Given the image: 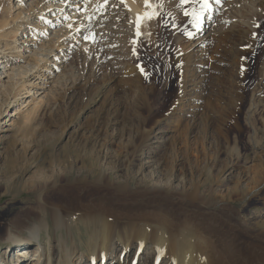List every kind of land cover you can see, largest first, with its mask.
I'll return each mask as SVG.
<instances>
[{
	"label": "rangeland",
	"instance_id": "1",
	"mask_svg": "<svg viewBox=\"0 0 264 264\" xmlns=\"http://www.w3.org/2000/svg\"><path fill=\"white\" fill-rule=\"evenodd\" d=\"M77 1L79 5L86 4V8L80 7L78 12L86 9V12H90L93 9L92 0H72L66 5L67 10L74 11ZM221 1L219 9L224 8V11L216 12V18L205 27L204 33H198L194 25L184 29L183 33H176L169 29L163 18L158 20L161 26L159 28L163 32L159 33L158 43L145 46L142 51L145 54H152L151 50L156 51L161 60L147 61L148 55L146 58L141 55L143 58L139 60L143 71L148 67L158 74L149 107L146 105V92L151 89L152 82H146L143 90L139 92V83L136 85V78H132L135 73H138L136 76L139 78L141 70L138 64H134L138 69L134 68L131 74H122L123 59L116 56L105 59L99 40L86 39L92 37L87 29L78 34L77 40H66L76 49L70 47L66 51L61 50L68 46L62 41L61 44L65 43L67 46L55 49L53 55L46 58V64L41 65L44 69L41 77L45 79L38 82L39 86L46 89L37 91L38 94L53 93L57 99L52 100L46 107L44 105L36 116L29 119L27 125L21 123V117L10 131H7L8 127L4 124L8 119L2 121V117L0 118V169L3 167L5 151L7 154L11 151L13 157H17L14 162V170L17 171L14 173V183L10 180L6 186L0 177V256L7 264H19L15 263L14 252L23 244L22 247L28 255H25L26 261L22 264H34L40 258L37 264H41L44 260H50L56 249L71 245L86 256L89 246L84 242L81 226L71 225L68 233L65 229L56 230L51 227V221L47 217L45 222L28 218L37 217L34 201L41 194L49 195L48 199L54 204H64L60 201H64L63 196L66 195L58 191L53 193L57 189L55 186L60 182L67 186L76 185L73 183L75 179L87 178L91 180L89 184L96 185L98 179L106 174L115 184L120 186L127 182L130 189H134L138 194L142 192L140 196L136 195L139 198H142L143 190L147 187L155 190V193H165L169 189L171 192L178 191L180 187L189 191L198 185L200 194H205L206 200L211 202L208 208H211L212 213L208 210L210 215L216 214L215 217L219 219L217 214L221 208L229 207L231 210L228 216L231 217V226H235L231 237L235 241L233 244L241 245L238 248L239 252L243 253L238 258L239 263L245 261L243 264H263L259 259L264 253L256 252L260 249L257 248L258 245H264V192L254 195L248 193L247 185L251 180L247 169L256 164L258 156L264 157V20L257 24L258 30L262 31V41L251 50L240 46L241 41L233 38V34L236 23L250 18V12L256 11L258 2L262 3L264 8V0ZM237 2L245 4L240 7L242 11L236 14V19L222 22L223 18L228 16L225 11L229 6L226 9L225 7ZM49 3L56 2L0 0V17L4 18L8 25L1 42H6L9 48L19 47V42L24 39L31 42L30 47L26 48L27 51L21 47L22 55L18 56L10 51L0 54L11 55L10 57H15L16 60L23 59L19 62L17 60V66H24L28 59L33 60L24 57L34 55L33 51H40V45L49 43L46 46H52L55 41L53 32L62 30L69 33L68 28L74 23L67 27L68 20L56 23L49 18L51 13L48 10L41 16L37 14V10L35 17L39 16L41 19L30 21L32 25L22 23L23 27L19 30H23L26 37L23 38L19 31L18 37L12 36V32L20 24L13 23L18 11L30 13L36 7L44 5L46 8ZM194 5L197 8L200 5L199 0L192 3V6ZM46 16L55 26L50 23L44 25ZM28 26L32 30L29 35L26 29ZM44 28L45 33L41 34L40 29ZM164 28L171 34V39L166 35ZM186 33H191V37ZM256 38L257 36L254 39ZM168 39L174 43L179 39L180 43V48L173 55V61L185 59L188 63L198 62L192 65L194 75L187 76L188 82L186 81L181 89L182 97L179 95L184 106H178L177 111L172 114H169L168 110L176 99V87L173 80L167 83L163 78L168 68L162 61L163 47L169 44ZM15 40L16 44L13 42ZM75 42L77 43L74 44ZM23 46L26 47L25 44ZM239 46L245 49V65L237 70L234 55ZM2 66L0 60V67ZM240 71L243 72L242 76L238 75ZM1 73L3 72L0 69ZM4 81L5 79L2 83ZM97 95L98 98L95 97ZM252 103L255 104L254 108L251 107ZM140 124L142 130H138ZM146 133L149 134L146 144L139 146L136 137ZM183 136H186L185 141L189 149L180 147V139ZM65 154L77 155L79 158L69 157L64 162L59 160ZM67 164L70 167L69 175L61 176L62 168L67 167ZM42 173L46 174V179L53 176L44 186H41L38 180ZM31 183L34 184L32 188L37 186L36 190L30 189ZM8 186L11 191L6 192ZM235 188L239 191H234ZM85 189L78 188L75 191L85 197ZM219 193H227L231 198L222 200ZM112 195L114 196L113 193ZM59 199L61 200L57 201ZM28 211L30 214L27 218ZM40 222L44 226L49 225L46 230H42L39 243L44 254L50 256L42 254L40 257L41 249L36 242L29 237L24 238L27 237L29 227L39 226ZM228 226L230 225H224L223 229L231 228ZM11 235L20 239L19 242L7 240ZM119 250V247L114 249L116 256ZM143 251L139 264H152L150 251ZM134 255L132 248L127 253L124 264L133 261ZM83 262L88 264L86 259Z\"/></svg>",
	"mask_w": 264,
	"mask_h": 264
},
{
	"label": "bare ground",
	"instance_id": "2",
	"mask_svg": "<svg viewBox=\"0 0 264 264\" xmlns=\"http://www.w3.org/2000/svg\"><path fill=\"white\" fill-rule=\"evenodd\" d=\"M52 1L56 3H49L46 8H44L42 4L43 6L36 7L30 13H24L22 10L18 11L13 23L20 24L14 29L12 36L18 37L20 33L23 38L26 37L23 30L19 31L23 27L22 23L32 25L30 21L34 19L40 20L41 18L39 16H41L45 10L51 13L49 18L56 23L63 22L66 19L69 21L66 24L67 27H69L70 24H76L68 28L69 33H64L62 30H60L62 33H57V31L53 32L52 36H55V41L52 42V46L48 48L46 44L49 43L40 45L39 48L41 52L33 51L34 55L24 57V59L29 57L31 59L33 58V62L28 59L29 61L27 60L28 62L26 61L24 66H17V60L19 62L23 61V59L16 60L15 57H10L11 55L6 56L5 53L0 54V60L3 64V66L0 67L3 72L0 74V84H5L4 86H0V118L2 117V121L3 119L5 120V118L8 119L4 121V124L8 127L7 131L15 127V123L21 117V123L27 125L29 119L36 116V113L41 111L44 105V107H46L52 100L57 99L53 93L43 94L41 92L38 94L37 90L46 89L43 88V86H39L40 83H38L40 79H45V77H41L43 76L42 72L44 70L41 65L46 64V58L52 56L53 51L61 46L68 45L66 48L63 47L61 49L65 51L70 47L76 49L71 43L66 42L68 38H70L69 40L75 41L81 31L86 29L87 31L89 30L92 37L99 40V46L104 50L105 59L113 56H116L118 59H123L124 62L121 64L122 70H120L122 74L126 73L129 75L134 68L138 69L134 64H138L139 66V60L143 58L141 55H143L144 58L149 56L147 61L151 59L152 61L159 62L161 60L160 57H157L159 55L156 51L151 50L150 53L152 52V54H145V52H143L145 46L149 47L150 44H157L159 33H163L161 31L162 29L159 28L161 27L160 24H158L159 19L163 18L171 31L183 33L184 29H187L190 25H194L193 18L191 16H185L184 11L188 10L191 12L194 9L197 13H200L201 16L199 27H196V31L198 33H204L205 27L216 18V12L224 11V8L223 10L222 8L219 9L222 4L221 0H208V7L206 9L202 8L200 5L196 8L195 5L192 6V3L178 7L180 0H150V3L153 5V7L150 8L145 6L144 0H124L123 3H121V0H107V3H105V0H92L93 9L90 12L89 10L86 12L87 9L78 12L80 7L83 9L86 8V4L81 3V5H79V1L75 3L74 11L67 10L66 6L69 5L72 0ZM241 6H245V4H238L237 2L227 5L225 9L228 8L225 14L228 16L223 18L222 22L233 20V18L236 19V14L242 11L240 9ZM37 10L39 16L35 17V11ZM153 11H155L157 15L152 19H142L139 27L140 35H137V16L145 12ZM52 14L57 15V17ZM250 14V18L242 19L240 23H236L235 32L233 34V38H237L238 42L241 41L240 46L244 47L246 50L253 49L256 44L258 45L262 41V31L260 32L258 30L259 26H257L259 21L264 20V8L262 3L258 2L256 11L250 12ZM49 18H43L44 25L45 23H52ZM82 22L85 23L82 24ZM10 23H12V21H10ZM51 25L55 26V23ZM7 26L5 19L0 17V45L2 44L0 52L10 51L16 53L18 56L22 55L20 51L29 48L31 42L24 39L19 42V47L12 46L9 48L6 42H1L5 36L4 32L5 29L8 28ZM26 29L28 30L27 35H29L32 30L29 29V26ZM45 30V28L40 29L42 32L41 34L45 33ZM164 31L167 32L165 28ZM70 32H72L71 35ZM166 35L171 39V34L169 32H167ZM255 36H257V41L254 39ZM35 38H37V36H35ZM170 39H168L169 44H167L165 48L163 47L164 59L162 61L168 68L167 74H165L163 78L169 83L173 80L176 87V99L170 104L168 110V113L172 114L177 111L178 106L183 105V100L179 97L182 93L181 89L185 82H188L187 76L191 77L194 75V68L191 69V67L198 62L194 64L188 63V61L183 58L181 59L184 61H179L180 59L173 61V55L175 51L180 48V43L179 39L175 43ZM62 41H65L67 45L65 43L61 44ZM13 42L16 44V40ZM76 43L77 42L74 44ZM24 44L26 47L23 46ZM240 46L234 55L235 67L237 70H240L242 66L245 65V62L243 63V51L245 49ZM139 67L140 70L143 69L141 66ZM139 74V78L137 77L138 73H135V76L132 77L136 78V85L139 83L137 89L139 92L143 90V85L146 82H152V86H150L151 89L149 92H146V100L148 102L146 105L149 107L150 96H152L151 93L155 89L158 74L157 71L148 67L144 69L143 72H139ZM242 74V71L238 73L239 76H242ZM4 79L5 81L2 83ZM132 81L135 82L134 80ZM95 97L98 98V95ZM251 107L254 108L255 104L252 103ZM136 125L134 127L135 129ZM141 127L140 124V128L137 127L138 130H142ZM148 137L149 134L147 133L140 134L138 138L136 137V141L140 144L139 146L146 144ZM185 140L186 136L180 139V147L189 149ZM5 153L6 155L3 159L5 164L3 163V167L0 169V177L7 186L10 180L12 181L15 178L14 173L17 171L16 169L14 170V162L17 157L14 158L13 152L11 151L8 154L6 151ZM69 157L79 158L77 155L65 154L61 156L59 160L62 159L61 161L64 162L67 161L66 159H69ZM258 157L256 164L247 169L251 180L247 188L248 193L252 195L257 192H264V187H262L264 185V157ZM69 168L68 164L67 167H63L61 176L69 175ZM45 175V173H42L39 175L41 177L38 176L41 186L49 183L48 181L51 180V178L53 179V176L46 179ZM11 183H14V180ZM73 183L76 185L67 186L62 185L63 183L60 182L58 186H55L57 189L53 191V193L58 191L66 195L63 196L64 201H60L61 199L57 200L65 205L63 204L60 206L59 204H54L52 200L50 201L48 199L49 195L46 193L41 194L38 199H34V205L37 210L35 214L37 217L28 218L30 211H28L26 216L29 220L36 219L37 222H39V220L45 222L47 217L51 221V227L56 230L65 229L68 233L71 225L75 227L81 226V231H83L82 237L86 246H89L87 255L83 256L80 254L78 252L79 250L73 245L69 247L64 246L61 249H56V253L52 254L53 257H51L50 260H44L41 264H83L84 259L87 260L88 264H124L125 257L132 248L135 251L134 260L128 264H139L140 259H142L141 255L144 252L143 250L146 249L150 251L149 254L153 258L152 264H240L238 258H240L243 253L239 252L241 245L239 246L238 243V245L233 244L235 241L234 238L231 237L233 231H235V226H231V217H229L230 213H228L231 212V210L229 207L221 208L217 214L219 215V219L215 217L216 214L210 215L211 208H208L211 202L206 200L205 194H200L198 185L194 186V188L189 191L180 187L178 191L171 188L172 191L175 192H171L169 189L165 193H155V190L148 189L147 187V189L143 190L144 197L142 196V198H139L136 195L140 196L142 192L138 194L134 189H130V185L127 182H123L120 186L117 183L115 184L107 174L101 176L96 185L89 184L91 180L87 178L75 179ZM32 185L34 184H30V189L36 190L37 186L32 188ZM78 188L79 190L86 188L85 190L87 193L85 197L75 191ZM10 189V186H8L6 192ZM233 190L239 191L238 188ZM112 193L114 196H111ZM219 195V198L222 200L226 197L228 199L231 198L227 193H219ZM208 210L210 211L209 213ZM226 224L230 225L231 228L224 230L223 226ZM47 227H49V225L44 226L41 222L39 226L32 225L29 227L27 237H24L25 239L29 237L32 241L36 242L38 248L41 249L40 257H42V254L44 256H50V254H44L43 247L39 243L40 234L42 230H46ZM8 239H12L14 243L20 240L14 235L9 236L7 240ZM219 242L221 244H219ZM49 244L48 247H50ZM262 244L263 243L257 246V248L260 249L256 253H264V245ZM22 246H24V244ZM22 246L19 250L15 249V263L19 262V264H22L26 261L25 255L28 254ZM225 246H228L230 249L228 247L223 248ZM118 247L120 250L118 251V256H116L114 249ZM260 255L261 254H259V256ZM243 258L244 257H242V259ZM40 259H38V262ZM239 260L242 261L241 259ZM259 260L264 264V256H261ZM0 264H7L2 256H0Z\"/></svg>",
	"mask_w": 264,
	"mask_h": 264
},
{
	"label": "snow or ice",
	"instance_id": "3",
	"mask_svg": "<svg viewBox=\"0 0 264 264\" xmlns=\"http://www.w3.org/2000/svg\"><path fill=\"white\" fill-rule=\"evenodd\" d=\"M124 0H121V3H123ZM197 0H180V4L178 5V7H182L183 5H186L188 3H196ZM105 3H107V0H105ZM145 6L146 7H153V5L150 3V0H144ZM200 6L204 9H206L208 7V0H199ZM157 15V13L155 11L153 12H145L142 15H138L137 16V20H136V26H137V35H140L139 32V27L140 24L142 22V19L146 18V19H152ZM184 15L185 16H191L193 18V24L195 27H199V22H200V13H197L194 9L189 12L188 10L184 11ZM186 35H189L191 37V33H186ZM93 37H86V39H90ZM139 67V66H138ZM141 71L143 72V69H141Z\"/></svg>",
	"mask_w": 264,
	"mask_h": 264
}]
</instances>
